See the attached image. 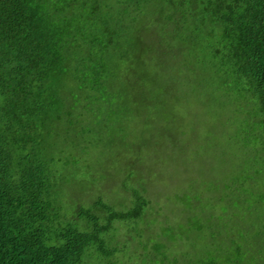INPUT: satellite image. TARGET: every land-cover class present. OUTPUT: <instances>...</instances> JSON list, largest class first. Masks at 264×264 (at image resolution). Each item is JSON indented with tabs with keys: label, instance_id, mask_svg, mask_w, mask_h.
I'll return each mask as SVG.
<instances>
[{
	"label": "trees",
	"instance_id": "16d2710c",
	"mask_svg": "<svg viewBox=\"0 0 264 264\" xmlns=\"http://www.w3.org/2000/svg\"><path fill=\"white\" fill-rule=\"evenodd\" d=\"M200 113L214 177L169 127ZM124 226L188 241L161 264H264V0H0V264H118Z\"/></svg>",
	"mask_w": 264,
	"mask_h": 264
},
{
	"label": "rangeland",
	"instance_id": "374dc122",
	"mask_svg": "<svg viewBox=\"0 0 264 264\" xmlns=\"http://www.w3.org/2000/svg\"><path fill=\"white\" fill-rule=\"evenodd\" d=\"M194 110L196 111L197 113V107L194 108ZM199 117V119H198ZM215 120V119H214ZM212 121H211V118L208 117V114H197V116H194L190 118V120H187L186 122L184 123H175L174 125H169V127H171V129H181V128H185L187 130L190 131V129H193L190 131V133L187 135V137L183 138V140L181 141H186L187 144L190 145L191 143V146L193 147V149H191L193 152H192V155H194V157L196 156V163H195V166L198 170V168H201L200 167V163L204 162L205 164L207 165H211L210 167H212L211 169H214V167L218 166L219 163H221V168H217V172H211V177L215 176L216 173L220 172L221 174H223L225 171H227V166L229 165V160H227L226 158H224L225 156L218 153L216 150H211L210 149V145L207 144V142H205V139L208 138V137H211L212 139L213 136H222V133L220 130L212 127L211 128V125H212ZM219 138V137H218ZM202 139H204V141H202ZM213 143V142H211ZM195 150V152H194ZM227 150V149H225ZM96 155H101L99 152L97 153H94ZM110 160V158H109ZM192 160V158L190 159ZM104 164L105 166L107 167H111L110 170H113L114 168V165L110 162H105L103 164H100V166L103 165V167H99V165L97 166L98 170L101 168H104ZM199 165V166H198ZM206 165V166H207ZM225 166V167H223ZM78 174H82L84 175V172L83 171H80V172H77L76 175ZM102 173H100L101 175ZM75 175V176H76ZM200 175V174H199ZM210 176V175H209ZM209 176H205V175H200V178L203 179V178H206V177H209ZM84 177V176H82ZM211 177L207 178L208 179V183H211L213 182V178L210 179ZM74 178V177H73ZM77 181H71V183L69 182L66 186L63 187V192L64 193H71V194H74L76 195V193H79L80 191L84 190L85 187H86V181L85 180H81L80 178H75ZM204 181V180H203ZM181 182H185V181H180ZM188 182V181H186ZM165 188L163 185H159L158 186V189H156L154 192L155 193H161V192H164L165 190V194H166V191H170L172 192L173 194L174 193H178L180 191H183L185 189L184 188H177V186L180 187V184L179 183L178 185L174 186L173 184L170 186V188H168V185L163 182ZM187 185V183H186ZM103 190H109L110 188L113 187V184H112V181H110V179L106 182L103 183V185L101 186ZM168 195H170V193H168ZM159 196L161 197L159 199ZM156 199H159L160 200V204L162 205V212L163 214H169L170 216H172L169 212V210L167 209V205H165L166 203V198L165 197H162L161 195H157L156 194V198H155V195H154V203H155V200ZM77 199H73V205H76L77 203ZM205 200L202 201V204L204 206L205 204ZM160 218H163V216H159ZM175 218L172 217V221L174 220ZM192 219H196L198 220V218L196 217H192ZM150 221V219L148 220ZM191 222V220H190ZM180 222H178L176 225L178 226ZM120 236H123L124 238H122V242H121V245H123V248H121V251L120 252H124V255L121 254L118 256V258H122L121 259V262H119L118 264H161L160 262L163 261V262H173L172 258L177 255V258L181 261L183 260V252L186 253V250L189 249V245H188V241H185L182 246L180 247H174L171 248V251H165L162 253H159L158 254H154L153 252H151L150 250V247H149V244H147V240H151L152 243H155L156 239L154 238L155 235L153 234H150V233H147L143 235L142 238L138 239L137 241V237L135 236L134 232L130 235L126 234V231H127V228L126 226L124 227H121L120 229ZM125 234V235H124ZM191 237V241L194 239L193 237L195 236L196 237V233L195 234H190L189 235ZM134 238L133 240L131 238ZM129 240H130V243H129ZM138 243V245H137ZM207 243H202V241L199 243H197V246L198 247H202L204 245H206ZM140 245V248H138V246ZM135 249H138L135 253ZM197 253V252H196ZM196 253H192V254H196ZM165 254V256H163ZM191 254V255H192ZM124 260V262H122ZM182 262V261H181ZM180 262V263H181ZM172 264V263H171ZM185 264V263H184Z\"/></svg>",
	"mask_w": 264,
	"mask_h": 264
}]
</instances>
